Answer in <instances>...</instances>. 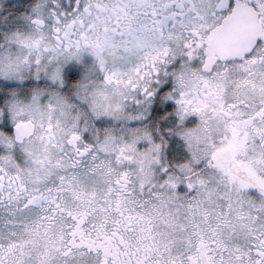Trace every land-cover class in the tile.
Returning a JSON list of instances; mask_svg holds the SVG:
<instances>
[{
    "label": "snow or ice",
    "instance_id": "snow-or-ice-1",
    "mask_svg": "<svg viewBox=\"0 0 264 264\" xmlns=\"http://www.w3.org/2000/svg\"><path fill=\"white\" fill-rule=\"evenodd\" d=\"M0 264H264V0H0Z\"/></svg>",
    "mask_w": 264,
    "mask_h": 264
}]
</instances>
